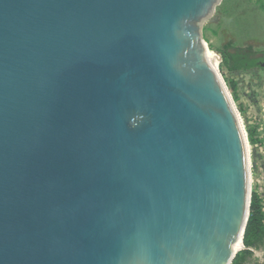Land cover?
<instances>
[{"label": "water", "instance_id": "obj_1", "mask_svg": "<svg viewBox=\"0 0 264 264\" xmlns=\"http://www.w3.org/2000/svg\"><path fill=\"white\" fill-rule=\"evenodd\" d=\"M219 2L0 0V264L232 263L251 194L201 32Z\"/></svg>", "mask_w": 264, "mask_h": 264}, {"label": "rangeland", "instance_id": "obj_2", "mask_svg": "<svg viewBox=\"0 0 264 264\" xmlns=\"http://www.w3.org/2000/svg\"><path fill=\"white\" fill-rule=\"evenodd\" d=\"M201 32L208 49L215 51L220 57L224 48L234 52L239 50L251 54L252 57L264 53V0H220L212 15L201 24ZM217 71L227 87L244 128L249 129V120L262 121L264 119V70L255 68L249 71L229 73L223 69L221 57ZM232 82L234 83L233 89H231ZM244 113L251 118L243 117ZM250 133L248 130L247 137L251 143L253 138L250 137ZM243 134L245 135L244 131ZM252 155L257 157L255 148ZM263 156L256 158L259 161L258 171L256 174L252 173V184L250 185V194L255 193L261 202V211L264 200V192L262 193L264 189ZM252 159L254 160L253 168L255 166L253 156ZM258 179L262 184L257 181ZM251 262L253 263L249 264H264V259L260 263V260L252 256Z\"/></svg>", "mask_w": 264, "mask_h": 264}, {"label": "trees", "instance_id": "obj_3", "mask_svg": "<svg viewBox=\"0 0 264 264\" xmlns=\"http://www.w3.org/2000/svg\"><path fill=\"white\" fill-rule=\"evenodd\" d=\"M221 57L223 69L229 73L249 71L255 68L264 70V66H261L264 63V56L255 58L251 54L239 50L231 53L228 48H224ZM233 87L234 83L232 82L231 89ZM249 135L252 136L251 133ZM242 243L244 248L236 253L231 264L253 263L251 262L253 256L251 249L264 247V214L261 211V202L255 193H252L250 197L249 214Z\"/></svg>", "mask_w": 264, "mask_h": 264}, {"label": "built area", "instance_id": "obj_4", "mask_svg": "<svg viewBox=\"0 0 264 264\" xmlns=\"http://www.w3.org/2000/svg\"><path fill=\"white\" fill-rule=\"evenodd\" d=\"M227 89V87H226ZM237 112V111H236ZM237 115L239 117L242 129L245 133V140L246 143H248L247 147V154H248V168H249V180H250V185L252 184V173L256 171H258V160H256V158L258 159L259 156H263L264 155V119L260 122L255 121V120H249V129H245L244 125L242 123V119L240 118L239 113L237 112ZM243 117H246L247 119H250L251 117H247V115L244 113ZM248 130L251 132L252 134V138H253V142H249L248 137H247V132ZM261 146V147H259ZM256 149V154L257 157L255 158V155H252L253 149ZM262 149V150H261ZM263 154V155H261ZM252 156L255 159V166L252 168V162H254V160L252 159ZM264 157V156H263ZM259 183L262 184V182L258 179L257 180ZM264 192V189L262 190V193ZM263 196V195H262ZM262 211L264 213V200H263V207H262Z\"/></svg>", "mask_w": 264, "mask_h": 264}, {"label": "bare ground", "instance_id": "obj_5", "mask_svg": "<svg viewBox=\"0 0 264 264\" xmlns=\"http://www.w3.org/2000/svg\"><path fill=\"white\" fill-rule=\"evenodd\" d=\"M207 51H208V58H209L211 64L214 66V68H217V66L220 62V55H218V53H216L215 51H212L210 49H207ZM247 145L248 144L246 143V146Z\"/></svg>", "mask_w": 264, "mask_h": 264}, {"label": "crops", "instance_id": "obj_6", "mask_svg": "<svg viewBox=\"0 0 264 264\" xmlns=\"http://www.w3.org/2000/svg\"><path fill=\"white\" fill-rule=\"evenodd\" d=\"M258 250L255 254L253 252V257L256 258L257 260H260V263L263 261L264 259V249L262 247L255 249Z\"/></svg>", "mask_w": 264, "mask_h": 264}]
</instances>
